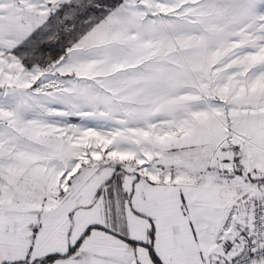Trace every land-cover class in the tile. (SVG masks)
<instances>
[{"label": "snow or ice", "instance_id": "1", "mask_svg": "<svg viewBox=\"0 0 264 264\" xmlns=\"http://www.w3.org/2000/svg\"><path fill=\"white\" fill-rule=\"evenodd\" d=\"M0 264H264V0H0Z\"/></svg>", "mask_w": 264, "mask_h": 264}]
</instances>
